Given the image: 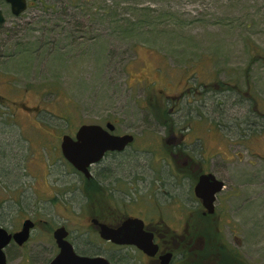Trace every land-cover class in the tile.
Masks as SVG:
<instances>
[{
	"label": "rangeland",
	"instance_id": "1",
	"mask_svg": "<svg viewBox=\"0 0 264 264\" xmlns=\"http://www.w3.org/2000/svg\"><path fill=\"white\" fill-rule=\"evenodd\" d=\"M42 4L0 33V226L46 220L5 247L6 264H47L61 223L85 254L109 253L87 219L76 230L62 216H88L94 200L59 145L108 121L134 136L92 166L117 213L166 203L158 157L202 155L225 183L217 214L238 264H264V0H75L62 13ZM146 98L166 104L169 120Z\"/></svg>",
	"mask_w": 264,
	"mask_h": 264
},
{
	"label": "flooded vegetation",
	"instance_id": "2",
	"mask_svg": "<svg viewBox=\"0 0 264 264\" xmlns=\"http://www.w3.org/2000/svg\"><path fill=\"white\" fill-rule=\"evenodd\" d=\"M25 1V9L29 7H35L34 5L37 2L43 1L44 4L51 3V5L47 6V10L50 8L60 7L59 11L60 13H62L65 11V6L68 4L73 5L75 0ZM44 4L40 5L41 8H45ZM22 12L18 14L15 13L13 11L11 2L7 0H0V18H2V21L0 22V33L3 36H7V34L15 28V26L19 25V17L23 14ZM20 106L26 108V106ZM110 152L121 153L116 151H109L104 153L105 155L99 160V162L90 165L89 171L91 175L89 178L84 177L80 171L74 168L76 170V173H78L79 178L84 177V179L87 181L88 179H90V182L86 184V186H91V188H93L94 190V210H92V212H90L88 216H85L80 212H68L67 214L62 215L66 221H75V224L77 225V227H75L76 230H79V228H81L80 226L86 225L81 222V220L87 219L89 222V226H91L95 230V233H97L100 238V243L103 244L104 249L109 250V253H104L103 255L100 253L91 255L85 254L82 248L79 247V245H77V242L72 238L70 228L67 227L66 224L61 223L57 224V226L51 232L53 240L52 246L55 248V253L49 259L47 264H49V262L53 258H55V256L59 252V247L56 246L53 232L61 226L64 227L67 232L68 235L66 237V240L73 246L75 254L79 256H104L108 259L110 264H163L161 263L162 255H168V264H206L207 260L210 259H212V261L214 262L210 264H227V262L229 264H234V257L232 255L233 249L227 244L226 238H224L223 236L222 227H220V224L224 220H222V217L217 214L216 202L218 201L219 193L222 190L215 193V199L212 202L214 205V210L212 213H208L205 206H203L202 198L195 195V186L200 178V175L213 173L209 172L207 168H205L207 159L200 155V160L202 161L200 163V161L193 162V158L189 155H182V159H176L178 155H166L165 157H158L159 161H161L159 163L167 164L166 171L162 172L160 170L158 173L159 177H156V180L158 181L157 185L160 191H162V195L165 196L166 203L161 206L158 203L153 206H145L144 211H142L143 215H132L129 212H123L122 214L117 213V210L120 209L113 208V199H110V197L108 196V191L111 190L107 187H104L101 182L102 179L98 176V174L93 173L92 166L99 165V163H101V160ZM214 176L216 177L215 174ZM216 179L223 182V180L217 177ZM148 208H150L151 210H148ZM65 215H68V217H66ZM128 217H136L143 220L144 226L142 230L144 232L148 231L152 234V241L157 246L155 251L156 253H144L141 249L133 244L124 245L114 242L112 243L111 241L100 237L98 230L101 223L106 224L110 228H118L124 222V219ZM25 219H27V217H25L23 221ZM92 219H95L98 222L94 223L92 222ZM31 220L34 224L33 229H35L37 225L36 221H46L43 218H40L38 220ZM206 225H208L207 227L212 229L213 233H207V235L204 236L201 235V228L205 227ZM11 243L15 242L11 241L9 244ZM206 243L212 246V248L210 249L211 257L207 259L204 258L202 254L204 245H206Z\"/></svg>",
	"mask_w": 264,
	"mask_h": 264
},
{
	"label": "water",
	"instance_id": "3",
	"mask_svg": "<svg viewBox=\"0 0 264 264\" xmlns=\"http://www.w3.org/2000/svg\"><path fill=\"white\" fill-rule=\"evenodd\" d=\"M12 3L15 13L25 10V0H7ZM2 18H0V22ZM115 124L108 121L103 127L100 124H81L75 130L72 137L68 133H64L60 140L61 155L66 159L72 167L80 171L84 177H90L89 167L91 164L99 162L109 151L121 152L125 147L131 144L133 135L128 133L115 134ZM224 183L214 176L213 173L200 175L195 186V195L202 198V204L208 213L214 210L213 200L215 193L223 189ZM92 222L97 223L95 219ZM20 230L8 232V230L0 226V264H6L4 247L11 241L17 245H23L29 240L30 233L34 227L31 219L27 218L21 224ZM144 226L143 220L139 218H126L118 228H110L106 224L101 223L98 233L101 238L118 244H133L141 249L144 253H156L157 246L152 241V234L142 230ZM56 246L59 252L49 264H110L104 256H88L77 255L73 250V246L66 240L67 232L64 227H58L53 232ZM168 255L161 256V263L168 264Z\"/></svg>",
	"mask_w": 264,
	"mask_h": 264
},
{
	"label": "trees",
	"instance_id": "4",
	"mask_svg": "<svg viewBox=\"0 0 264 264\" xmlns=\"http://www.w3.org/2000/svg\"><path fill=\"white\" fill-rule=\"evenodd\" d=\"M146 100H147V98H146ZM147 102L151 106V108H152L151 110H153L152 113H153L154 117L157 118L159 120V122L163 123L162 121H164V118H166L165 121L169 120V110L170 109L168 107H166V104L163 106V108H161L159 106L160 104L158 102H152L151 103L149 100H147ZM165 121H164V123H165ZM168 128H171L170 125H169ZM85 182L88 184L90 182V179H88V181L85 180ZM89 189L91 190L92 195L90 193L89 194L86 193V197L88 199H92V197H93V200H94V190H93V188H91V186H89V187L87 186V190H89ZM93 203H94V201H92L91 204H93ZM207 226L208 225H206L205 227L201 228V235L206 236L207 233H210V234L213 233L212 229L207 227ZM211 248H212V246H210L207 243H206V245H204L203 252H202L204 258L207 259V258L211 257V252H210ZM232 253H233L232 255L234 257V264L235 263L236 264L240 263L239 262L240 255L238 254L237 250L236 251L232 250ZM227 264H229V263L227 262Z\"/></svg>",
	"mask_w": 264,
	"mask_h": 264
}]
</instances>
